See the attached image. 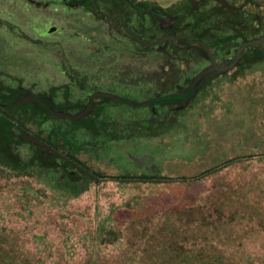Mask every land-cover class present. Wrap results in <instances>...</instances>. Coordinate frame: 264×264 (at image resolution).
<instances>
[{
	"label": "rangeland",
	"instance_id": "1",
	"mask_svg": "<svg viewBox=\"0 0 264 264\" xmlns=\"http://www.w3.org/2000/svg\"><path fill=\"white\" fill-rule=\"evenodd\" d=\"M103 26L65 0H0V82L10 73L38 91L88 74L83 41ZM133 59L123 55L121 67H147ZM247 61L243 78L156 136L94 145L73 131L87 174H71L65 155L48 169L37 145L13 144L18 162L0 152V264H264V59ZM49 124L30 128L48 140L67 129Z\"/></svg>",
	"mask_w": 264,
	"mask_h": 264
},
{
	"label": "flooded vegetation",
	"instance_id": "2",
	"mask_svg": "<svg viewBox=\"0 0 264 264\" xmlns=\"http://www.w3.org/2000/svg\"><path fill=\"white\" fill-rule=\"evenodd\" d=\"M65 3L82 7L104 25L99 37H85L83 41L84 49L80 52H88L84 60L91 67L88 74L62 73L67 78L63 84H46L43 86L48 90L43 87L38 91L24 86L18 76L5 75L8 80L0 82V126L5 124L11 130L6 135L0 131V152L8 157L19 159L20 147L14 145L11 151L9 144L37 145L33 148H44L43 155L50 158L65 155L74 170V173L70 170L71 174H87L83 172L87 165L72 152L71 146L75 151L82 150L70 138L73 131L83 130L93 138L94 145L151 136V128L178 124L175 122L180 119L178 114L184 115L181 113L194 108L199 97L208 91L215 92L243 78L248 59L263 63L258 61L264 59L262 38L248 37L243 32L241 40L230 41V45H211L206 37L189 33L172 6L171 10L150 0H65ZM252 43L256 47L254 52L245 56ZM125 54H131L132 62L147 64L148 68L140 70L131 63L123 69L121 59ZM34 84L40 85L39 79ZM115 106H121L122 112L116 114ZM123 113L125 118L119 119ZM53 120L64 123L67 129L64 127L57 137L55 130L51 135L48 133L50 140L30 128L46 123L51 126ZM136 131L138 134L131 135ZM35 135L60 149L62 141L66 149L49 150L38 143ZM88 143L81 141V147Z\"/></svg>",
	"mask_w": 264,
	"mask_h": 264
},
{
	"label": "crops",
	"instance_id": "3",
	"mask_svg": "<svg viewBox=\"0 0 264 264\" xmlns=\"http://www.w3.org/2000/svg\"><path fill=\"white\" fill-rule=\"evenodd\" d=\"M261 1L150 0L168 9L172 6L189 33L202 35L206 37L204 39L211 42V45L220 46L230 45V41L241 40L243 32L248 37L262 38L264 43V16L262 15L264 0ZM250 3L257 6L256 12L245 10ZM226 41L229 42L226 43Z\"/></svg>",
	"mask_w": 264,
	"mask_h": 264
},
{
	"label": "trees",
	"instance_id": "4",
	"mask_svg": "<svg viewBox=\"0 0 264 264\" xmlns=\"http://www.w3.org/2000/svg\"><path fill=\"white\" fill-rule=\"evenodd\" d=\"M42 111V110H41ZM46 111V110H45ZM58 115H62V113H57ZM56 115V114H55ZM7 121H9V120H7ZM149 129V128H148ZM152 129H154V131L152 132V134H151V136L152 135H154V136H156L157 134H156V132H157V129L156 128H152ZM9 130H11V127L10 126H6L5 124H3L2 126H0V131H1V133L3 134L4 133V135H6L7 133H9L10 131ZM35 138H37V140L39 141L38 143L40 144V145H43L45 148H48L49 150H53V151H57V152H64V150H62V149H60L59 147H56V146H54V145H50V144H47L46 142H44V140L41 138V137H39L38 135H35L34 136ZM42 140H41V139ZM9 147H10V149H11V144H9ZM41 150H42V152L44 153V152H46V150L45 149H42L41 148ZM11 151H12V149H11ZM48 153V152H47ZM49 154V153H48ZM7 156V155H6ZM44 155H42V156H40L41 158L43 157ZM7 158V157H6ZM9 158H11V160L13 161V162H18L19 160H18V157L17 158H13V157H11V156H9ZM55 158H57V156H53V158H50V157H48L47 155H45V157L42 159V162L44 163V164H46L47 165V168L48 169H51L50 167H52V166H57V165H55V164H58V162L57 163H54L53 161H54V159ZM18 160V161H17ZM66 162L65 161H63V162H61L60 164H59V166H60V168H62V169H64V168H66ZM81 169V168H80ZM56 170V169H55ZM84 170H86L85 168H84ZM118 179H123V180H125V181H142L143 179L142 178H138V177H126V176H116ZM175 261V260H174ZM177 262V261H176ZM175 262V263H176ZM174 264V263H173ZM212 264H215V263H212ZM217 264V263H216Z\"/></svg>",
	"mask_w": 264,
	"mask_h": 264
},
{
	"label": "water",
	"instance_id": "5",
	"mask_svg": "<svg viewBox=\"0 0 264 264\" xmlns=\"http://www.w3.org/2000/svg\"><path fill=\"white\" fill-rule=\"evenodd\" d=\"M261 40H263V39H261ZM261 40H259V43L261 44L262 43V41ZM249 45V44H248Z\"/></svg>",
	"mask_w": 264,
	"mask_h": 264
}]
</instances>
